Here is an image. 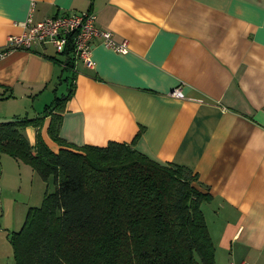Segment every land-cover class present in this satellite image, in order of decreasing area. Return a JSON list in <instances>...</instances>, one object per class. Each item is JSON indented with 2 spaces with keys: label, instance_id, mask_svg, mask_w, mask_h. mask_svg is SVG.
<instances>
[{
  "label": "crops",
  "instance_id": "0c3cea01",
  "mask_svg": "<svg viewBox=\"0 0 264 264\" xmlns=\"http://www.w3.org/2000/svg\"><path fill=\"white\" fill-rule=\"evenodd\" d=\"M72 10L93 11L127 52L95 37L93 67L69 68L49 43L8 51L0 120L40 115L23 133L33 144L37 130L56 151L47 131L56 112L67 142L116 140L189 166L210 194L201 208L215 264H264V0H0V46L29 13L40 20ZM177 85L183 97L169 94ZM68 93L61 109L43 112Z\"/></svg>",
  "mask_w": 264,
  "mask_h": 264
},
{
  "label": "trees",
  "instance_id": "16d2710c",
  "mask_svg": "<svg viewBox=\"0 0 264 264\" xmlns=\"http://www.w3.org/2000/svg\"><path fill=\"white\" fill-rule=\"evenodd\" d=\"M65 65L73 67L68 56ZM69 93L43 112L61 109ZM60 119L52 112L47 128L61 144L56 151L37 130L33 144L23 133L40 115L0 120V153L54 184L7 232L14 264H215L201 208L210 194L192 168L154 160L131 143L67 142L58 135Z\"/></svg>",
  "mask_w": 264,
  "mask_h": 264
},
{
  "label": "built area",
  "instance_id": "2783aa9c",
  "mask_svg": "<svg viewBox=\"0 0 264 264\" xmlns=\"http://www.w3.org/2000/svg\"><path fill=\"white\" fill-rule=\"evenodd\" d=\"M22 26L23 30L20 33L6 37L5 43L0 46V57L15 48H29L32 44L49 43L56 51L73 60V64L79 60L87 67H93L91 47L95 37L114 51L125 53L128 50L125 39L117 41L111 31L96 26L93 11L72 10L61 15L46 16L40 20H32L29 13ZM169 94L173 97H183L178 85L173 87ZM229 264L248 262L242 260Z\"/></svg>",
  "mask_w": 264,
  "mask_h": 264
},
{
  "label": "rangeland",
  "instance_id": "374dc122",
  "mask_svg": "<svg viewBox=\"0 0 264 264\" xmlns=\"http://www.w3.org/2000/svg\"><path fill=\"white\" fill-rule=\"evenodd\" d=\"M48 48L52 49L50 46ZM5 108H9V105L0 103V109ZM46 189H54L51 178L45 181L27 163L0 153V264H14L6 233L20 228L27 207L39 205ZM203 204L201 203V207Z\"/></svg>",
  "mask_w": 264,
  "mask_h": 264
}]
</instances>
